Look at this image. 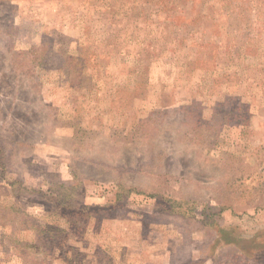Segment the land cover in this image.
Wrapping results in <instances>:
<instances>
[{
    "label": "rangeland",
    "instance_id": "rangeland-1",
    "mask_svg": "<svg viewBox=\"0 0 264 264\" xmlns=\"http://www.w3.org/2000/svg\"><path fill=\"white\" fill-rule=\"evenodd\" d=\"M0 264H264V0H0Z\"/></svg>",
    "mask_w": 264,
    "mask_h": 264
}]
</instances>
